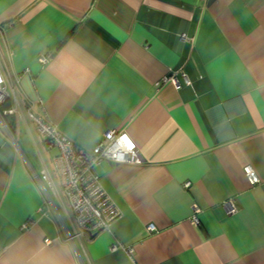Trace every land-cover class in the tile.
I'll return each instance as SVG.
<instances>
[{"label":"crops","instance_id":"obj_1","mask_svg":"<svg viewBox=\"0 0 264 264\" xmlns=\"http://www.w3.org/2000/svg\"><path fill=\"white\" fill-rule=\"evenodd\" d=\"M0 58L76 146L116 130L140 151L94 168L120 214L77 242L82 257L264 264V0H0ZM13 119L18 143L0 115V264H80L57 213L39 211V151Z\"/></svg>","mask_w":264,"mask_h":264},{"label":"built area","instance_id":"obj_2","mask_svg":"<svg viewBox=\"0 0 264 264\" xmlns=\"http://www.w3.org/2000/svg\"><path fill=\"white\" fill-rule=\"evenodd\" d=\"M186 38L185 36H182ZM50 55H41L38 59L45 65ZM28 73V69L24 71ZM176 71L166 76L164 80L177 82ZM20 76L14 79L8 77L0 58V104L12 101L9 108L4 109V115H13L17 123L25 128L33 139L39 151L40 168L35 169L29 162L35 180L44 194V202L39 211L48 215L55 211L66 228L68 241L75 244L76 254L80 264H91L82 257L78 241L89 238L101 230H110L113 221L120 212L102 187L99 176L94 168L103 160L113 163H140L142 157L137 146L125 132L108 130L100 141L91 149L76 146L73 141L62 134L50 123L46 116L36 114L33 103L25 102L16 95V83ZM13 95V97H11ZM56 148L57 154L52 156V163L46 158L51 149ZM244 172L252 183H258L251 166L246 165ZM194 207L193 222H197ZM27 224L23 227L25 228ZM149 230L154 226L149 225ZM115 243L110 249L119 248Z\"/></svg>","mask_w":264,"mask_h":264},{"label":"trees","instance_id":"obj_3","mask_svg":"<svg viewBox=\"0 0 264 264\" xmlns=\"http://www.w3.org/2000/svg\"><path fill=\"white\" fill-rule=\"evenodd\" d=\"M8 106H9V104L7 102H5L4 104H0V113H1V116H3V114H2L3 109L7 108ZM3 120H4L5 125L11 131H14V129L16 127V124L13 121L14 120L13 119V116H11V115H5V116H3Z\"/></svg>","mask_w":264,"mask_h":264},{"label":"rangeland","instance_id":"obj_4","mask_svg":"<svg viewBox=\"0 0 264 264\" xmlns=\"http://www.w3.org/2000/svg\"><path fill=\"white\" fill-rule=\"evenodd\" d=\"M3 114V113H2ZM0 115H1V113H0ZM3 116H5L4 114H3ZM3 116H2V120H3ZM11 116H13V115H11ZM4 121V120H3ZM14 121V120H13ZM5 124V123H4ZM7 129H8V131H9V133H10V135H11V137H13V139L14 140H16L17 139V129H16V127H15V129H14V131H11L8 127H7ZM17 141V143H18V139L16 140ZM19 146V145H18ZM20 150V148H18V151ZM21 151V150H20ZM23 151V150H22Z\"/></svg>","mask_w":264,"mask_h":264},{"label":"water","instance_id":"obj_5","mask_svg":"<svg viewBox=\"0 0 264 264\" xmlns=\"http://www.w3.org/2000/svg\"><path fill=\"white\" fill-rule=\"evenodd\" d=\"M99 232V231H98ZM94 235V234H93Z\"/></svg>","mask_w":264,"mask_h":264}]
</instances>
